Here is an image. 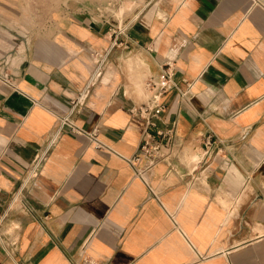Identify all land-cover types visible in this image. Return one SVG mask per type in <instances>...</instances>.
<instances>
[{
	"label": "crops",
	"instance_id": "0c3cea01",
	"mask_svg": "<svg viewBox=\"0 0 264 264\" xmlns=\"http://www.w3.org/2000/svg\"><path fill=\"white\" fill-rule=\"evenodd\" d=\"M118 1L127 46L106 0H0V264H264V5ZM167 60L178 87L148 123ZM146 131L165 155L148 184L128 161Z\"/></svg>",
	"mask_w": 264,
	"mask_h": 264
},
{
	"label": "built area",
	"instance_id": "2783aa9c",
	"mask_svg": "<svg viewBox=\"0 0 264 264\" xmlns=\"http://www.w3.org/2000/svg\"><path fill=\"white\" fill-rule=\"evenodd\" d=\"M150 1V0H146ZM252 4H260L264 5L260 0H252ZM105 10L111 12L108 14L107 11H102L101 7H97V11L103 18H107L110 24V31L112 34V45H125L127 46V42H125V37L128 35L127 31L130 25V19H126L124 16L125 8L118 0H106L104 3ZM174 66L173 62L170 60L165 61L161 64V74L159 77L150 76L145 81V87L148 92V96L146 101L136 110L137 113L143 115L148 123H152L150 117L156 116L160 111L164 109V103L162 101L163 94L168 91L172 87H178L176 82L173 79ZM0 80L7 85L13 86L14 83L9 77L8 73L5 72L4 66L0 63ZM78 94L74 99L71 100V109H75L79 104ZM67 123L71 126L72 131L78 133H85L88 140L91 141L96 147H103V142L98 138V127H94L90 131H86L81 127L75 125L69 114L60 117V125ZM174 129L169 128L166 133L172 136ZM212 134L208 133L204 138V150L203 156L200 159L199 163H206L207 158L211 156V144L213 142ZM161 142L156 139L152 133L146 131L144 136L142 137L139 145V149L143 151L146 161L143 167H138L134 161L137 156L128 158V161L133 168V174L135 176L140 177L147 184L146 176L148 175V171H150L152 165L156 163L158 160H161L165 155L162 153ZM162 151V152H161ZM206 166V165H205ZM151 193L157 197L156 193L153 192L152 188L149 185ZM4 212L0 213V241H3V230H2V221L4 220ZM169 216L174 220V213L169 212Z\"/></svg>",
	"mask_w": 264,
	"mask_h": 264
}]
</instances>
